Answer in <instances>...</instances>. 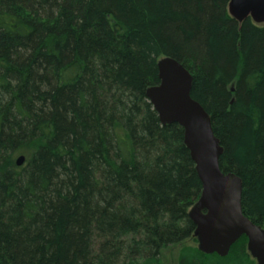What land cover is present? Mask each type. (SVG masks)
<instances>
[{"label":"trees","instance_id":"16d2710c","mask_svg":"<svg viewBox=\"0 0 264 264\" xmlns=\"http://www.w3.org/2000/svg\"><path fill=\"white\" fill-rule=\"evenodd\" d=\"M230 1L0 0V264H164L193 236L202 183L146 95L162 58L192 74L264 228V24ZM247 242L178 264H257Z\"/></svg>","mask_w":264,"mask_h":264},{"label":"water","instance_id":"95a60500","mask_svg":"<svg viewBox=\"0 0 264 264\" xmlns=\"http://www.w3.org/2000/svg\"><path fill=\"white\" fill-rule=\"evenodd\" d=\"M228 12L238 23L250 18L264 24V0H231ZM158 72L159 84L147 90V98L163 126L178 124L183 128L184 144L202 183L201 196L189 213L198 249L224 258L245 237L251 257L257 264H264V228L244 215L242 180L220 168L224 149L210 115L192 98V74L172 58H162ZM25 163L24 156L17 159L18 166Z\"/></svg>","mask_w":264,"mask_h":264},{"label":"rangeland","instance_id":"374dc122","mask_svg":"<svg viewBox=\"0 0 264 264\" xmlns=\"http://www.w3.org/2000/svg\"><path fill=\"white\" fill-rule=\"evenodd\" d=\"M183 247H198L197 239L192 236L183 243L168 247L162 251V260L164 264H178L179 254Z\"/></svg>","mask_w":264,"mask_h":264}]
</instances>
